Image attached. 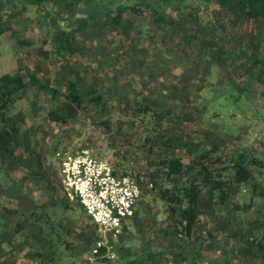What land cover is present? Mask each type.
Returning <instances> with one entry per match:
<instances>
[{"label": "trees", "instance_id": "1", "mask_svg": "<svg viewBox=\"0 0 264 264\" xmlns=\"http://www.w3.org/2000/svg\"><path fill=\"white\" fill-rule=\"evenodd\" d=\"M14 1L0 0V35L8 30L2 9L14 5ZM45 1L22 3L40 5ZM47 1L57 9L43 10L49 17L45 24L62 55L85 53L86 39L92 40L99 29L122 38L139 33L141 18H146L152 28L150 37L159 36L161 43L171 44L172 61L181 73L164 93L151 87L140 99L128 98L121 90H104L97 81L88 82L87 76L80 74L78 63L72 65V79L66 80L61 99L58 90L43 82L35 69L0 73V264H12L4 256L12 257L15 252H24L34 264H82L84 258L83 264H108L118 249L122 252L114 264H199L205 259L206 264H264V180L258 177L264 172V138L257 145H236L225 151L218 131L212 134L201 128L199 135L186 132V123L194 119L188 109L191 97L200 89L188 90V79L197 83L196 79H206L216 67L224 72L222 83L229 93L264 96V0ZM210 3L218 7L212 10L216 27L202 23L199 16L200 5ZM60 19L66 21L67 28L59 24ZM88 22L92 25L87 26ZM72 23L76 27L69 29ZM17 41L28 43L19 38ZM134 54V62L140 66L142 60ZM145 65L151 75V63L147 60ZM120 72L107 80L108 86L119 79ZM188 72L191 74L187 77ZM235 76L243 80L238 82ZM61 78L66 76L61 74ZM31 87L47 94L49 108L44 118L57 124H67L80 111L91 109L99 116L96 123L109 129L111 109L115 107L108 102L111 98L118 100L116 107L121 104L119 108L131 114L121 121L136 133L140 131L141 143L135 147L145 159L146 171L134 172L131 168L129 176L142 189L148 183L149 191L164 203L166 212L164 226L150 230L147 238H139V247L125 245L123 236L142 231L135 209L123 223L117 241H111L114 257L102 246L98 247L96 261L87 259L100 240L97 226L79 201L59 194L57 164L61 158L46 161L37 148L38 141L31 142V135L23 128L25 114L14 110ZM223 93L222 101L226 102L232 93ZM199 119L202 124L203 118ZM112 167L127 175L125 168L119 172ZM20 169L25 172L17 176ZM27 182L43 192L42 201L28 194ZM242 188L249 197L239 204L235 197ZM51 207L58 208V215L50 211ZM252 209L257 211L256 216L247 214ZM202 221H210L218 231L208 228L206 233L198 231L192 237ZM217 233L222 245L216 240ZM154 243L157 248H151ZM215 249L221 253L219 258L207 255ZM235 258L239 263L233 261Z\"/></svg>", "mask_w": 264, "mask_h": 264}, {"label": "rangeland", "instance_id": "2", "mask_svg": "<svg viewBox=\"0 0 264 264\" xmlns=\"http://www.w3.org/2000/svg\"><path fill=\"white\" fill-rule=\"evenodd\" d=\"M22 2L23 0H15L14 5L7 4L2 9L3 21L8 30L0 35V73H14L19 70L25 73L26 69H35L37 76L43 82H48L58 90L57 97L60 99L66 92V80L72 79V65L75 63L79 64L80 74L87 76L88 82L97 81L99 87H105L104 90H109L112 93L115 89L121 90L122 93L127 94L128 98L136 99H140L141 95L148 94L151 87L164 93L167 85L176 81L175 77L181 73V69L172 61L174 52L170 48L171 44L167 46L161 43L159 36L150 37L152 28L146 18H141L143 24L139 33H132L131 36L122 38L118 34L104 33L99 29L92 40L86 39L85 45L88 50L85 53L62 55L57 50V46L52 43L51 35L47 31L45 21H48L49 17H45L43 14L45 8L57 9V7H52V4L47 0L40 5L29 2H25L24 5ZM217 8L215 4L210 3L207 6L201 4L199 10L201 22H210L216 27L217 22L214 20L215 16L212 10ZM38 19L42 21L37 22ZM59 24L67 28L65 20L60 19ZM90 25L92 24L88 22L87 26ZM72 27L74 28L76 25L72 23L68 28ZM18 38L27 40L28 43L19 44ZM262 48L264 51V43ZM134 51L142 60L140 66L134 62ZM147 60L151 63V66H148L151 75L148 70L146 71L145 62ZM117 70L121 71L119 79L110 87L107 80L115 75ZM223 73L214 67L204 80L198 78L196 79L197 83H193L190 79L187 80L188 90L193 92L196 87L200 89L196 95L191 97L188 109L191 110L194 119L186 123V132L199 135L201 128H206L212 134L214 131H218V138L225 143V151L236 145H257L260 139L264 138V96L260 93L255 97L251 95L248 97L246 93L239 96L235 91L230 92L232 94L229 95L228 89L222 83L225 78ZM61 74L66 78L62 79ZM190 74L188 72L186 76L188 77ZM235 79L238 82L243 80L236 76ZM223 91H226L225 95H229L226 102L222 101ZM237 95L239 97L234 99V96ZM47 101L48 96L44 91L31 87L28 96L21 99L14 108V110H21L25 114L26 124L23 128H27L28 135H31V142L38 141L37 148L40 149L47 162H56L57 158H62L65 154L85 146L96 157L119 168V172L121 167V169L125 168V172L130 176H132L131 168L134 169V172L138 169L143 173L146 171L144 168L145 159L135 147L141 143V133L139 130L136 133L127 128L121 121L129 118L131 114L126 109H120L121 104L120 108L116 107V104L119 103L118 100L115 98L108 100V102L115 103V107L111 109L109 129L96 123L99 116L91 109L80 111L76 119L70 120L67 124L48 121L44 118L46 109L49 108ZM202 111L205 115L200 113ZM199 117L203 118L202 124ZM208 122L211 123V126L207 125ZM184 161H187V157H184ZM58 167L57 164V170ZM24 172L23 169H20L16 175L21 176ZM258 177L264 180V172L258 174ZM26 185L28 194L35 201H42L43 192L33 186L31 182H27ZM149 188L148 183L144 185L142 196L136 205L137 225L139 227V224H142V231L140 230L139 234L133 232L132 237L125 233L123 236L127 246L139 247V238H147L150 230L153 228L158 230L165 224V205L149 191ZM59 194L62 196L61 192ZM44 197L47 198V195L44 194ZM248 197L246 189L242 188L235 199L236 202L238 201L237 203L242 204L244 201L247 202ZM50 211L52 213L55 211L56 215L59 212L56 207H51ZM73 211L71 209L69 212L74 218ZM247 214L253 217L258 213L252 209ZM151 219L155 221L153 222ZM208 228L213 229L215 233L218 231V228L214 230V225L210 221H202L200 228L193 231L192 237H195L198 231L206 233ZM219 238V233H217L216 240L220 241L222 245L223 241ZM152 247L157 248L158 245L154 243ZM225 247L228 248L227 245ZM4 248L6 250L7 245ZM120 252L122 251L118 249L115 252V258L108 264H114L113 262ZM23 253L15 252L12 257L5 255L4 258L12 264H34ZM207 255L219 258L221 253L219 249H215L207 252ZM85 260V258L82 259L81 263L83 264ZM206 261L207 259L200 260L199 264H206ZM233 261L239 263L240 260L235 258Z\"/></svg>", "mask_w": 264, "mask_h": 264}, {"label": "built area", "instance_id": "3", "mask_svg": "<svg viewBox=\"0 0 264 264\" xmlns=\"http://www.w3.org/2000/svg\"><path fill=\"white\" fill-rule=\"evenodd\" d=\"M60 192L76 199L96 224L100 240L87 259L96 261L98 247L114 257L113 242L117 241L125 220L134 214L142 196V188L129 175L119 174L112 165L96 157L89 148L75 149L61 158L58 167Z\"/></svg>", "mask_w": 264, "mask_h": 264}]
</instances>
